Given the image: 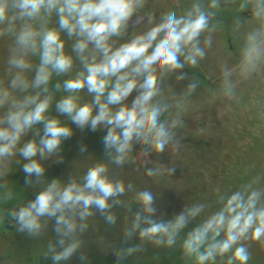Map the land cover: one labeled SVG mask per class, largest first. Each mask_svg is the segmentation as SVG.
I'll return each mask as SVG.
<instances>
[{
  "label": "clouds",
  "instance_id": "1",
  "mask_svg": "<svg viewBox=\"0 0 264 264\" xmlns=\"http://www.w3.org/2000/svg\"><path fill=\"white\" fill-rule=\"evenodd\" d=\"M222 3L249 13L232 27L235 63L219 65L218 92L231 102L238 99L241 85L264 79V0H190L158 16L150 0H0V40L6 53L0 76V180L19 156L24 163H15L24 184L39 187L33 199L2 211L17 233L33 239L54 221L56 242L45 251L53 264L69 261L80 251V237L93 209L109 224L116 223L110 210L123 204L119 197L133 185L112 177L109 164L125 165L137 145L144 165L151 162L152 153L163 154L168 148L174 156L180 153L185 102L201 83L183 70L197 69L208 58L214 34L222 28L223 22L215 19ZM145 18L143 30L127 35L144 25ZM173 75L177 82L189 83L179 97L165 98V80ZM82 92L91 100L82 102ZM255 104L264 122V97ZM59 117L81 132L103 130L107 162L92 164L79 179L46 182L42 161L57 156L62 162V144L73 136V129ZM87 150L81 142L79 152ZM255 167L249 165L245 175ZM175 171L161 165L147 168L146 175L171 176ZM262 180L264 174H257L234 188H217L211 199L186 204L167 219L156 215L152 191H137L134 200L140 208L123 235L125 245L134 237L139 242L115 249L116 264L149 244L178 249L185 264H249L252 245L264 248ZM0 189V206L13 202L6 181ZM3 218L0 215V222ZM79 259L87 257L81 254Z\"/></svg>",
  "mask_w": 264,
  "mask_h": 264
},
{
  "label": "rangeland",
  "instance_id": "2",
  "mask_svg": "<svg viewBox=\"0 0 264 264\" xmlns=\"http://www.w3.org/2000/svg\"><path fill=\"white\" fill-rule=\"evenodd\" d=\"M189 2L190 0H150L149 7L158 16L164 10L173 7L183 8ZM237 6L221 4L215 19L222 21L223 24L221 30L214 34L213 49L209 52L208 58L202 61L197 69L183 70L188 73L189 78L195 76L201 82L189 100L195 97L197 91L199 94L201 89L208 90L214 84V151L204 140L205 137L211 136L210 123L206 122L201 128L194 130L186 121L185 128L178 132V135L181 132L185 138L180 155L174 156L169 148L163 154L152 153L148 157L151 162L144 165L141 163L143 157L139 156L140 146L137 145L125 165L118 167L109 164V174L116 179H123L125 185L132 183L133 190H126L119 197L123 204L116 205L110 210L117 217L115 224H109L104 216L93 209L95 214L87 221L89 227L80 237L84 242L82 248L69 261H63L60 264H116V258L113 255L115 249L139 242L134 237L128 245H125L123 235L132 215L140 208L134 200L137 191H152L156 196L155 205L158 210L156 215H163L167 219L186 204L211 199L217 188L225 191L253 175L264 174V122L259 120L258 106L255 104L257 99L264 97V79L241 85L237 89L238 99L235 101H228L218 92L219 65L227 61L231 66L237 58V42L234 40L235 33L232 31L233 24L238 17L241 20L249 17L246 11L238 12ZM145 26L146 21L144 25L133 28L127 35H131L137 29L143 30ZM4 49L5 42L0 40V76L3 75L5 67ZM59 79L62 80L64 77ZM188 83L187 79L177 82L175 75L166 78L164 97H179ZM59 95L60 93L57 94ZM81 98L82 102L91 100L86 92L81 93ZM229 103H231L230 109L227 108ZM191 104H193L192 101ZM51 114L57 115L54 108ZM59 118L73 129V136L62 144V150L59 153L62 162H57V156L42 161L46 168L44 177L46 182L52 178H59L63 182H67L70 177L79 179L92 164L98 161L107 162L101 144L103 130L93 133L85 129L81 132L66 118ZM258 125L260 127H257ZM202 136L204 138L201 144L194 141L196 138L202 139ZM81 142L88 149L84 153L79 152ZM15 160H21V158L15 157L9 165V174L0 180V183L7 182L14 196L13 202L0 206V215L4 217L0 222V264H53L50 256H45V251L50 242L53 244L56 242V236L52 230L54 221H49L48 228L41 237L33 239L25 234L17 233L14 225L9 223L6 212L2 211L10 210L15 204L33 199L39 190V187L33 188L24 184V174ZM22 163H24L23 160H21ZM253 163L256 167L250 169L245 175L246 169ZM161 165L175 167L176 171L171 176L148 177L146 175L147 168H156ZM2 191L4 189H0V192ZM250 251L252 258L249 264H264V248L254 243ZM81 254L87 257L86 261H80ZM123 264H185V262L181 259L178 249L156 248L149 244L146 245L145 251L128 257Z\"/></svg>",
  "mask_w": 264,
  "mask_h": 264
},
{
  "label": "flooded vegetation",
  "instance_id": "3",
  "mask_svg": "<svg viewBox=\"0 0 264 264\" xmlns=\"http://www.w3.org/2000/svg\"><path fill=\"white\" fill-rule=\"evenodd\" d=\"M198 92L199 91H197L192 100H187L189 103H187V101L185 102L187 108L185 119L189 124H191L192 129L194 130H198L203 126V124H206V122L210 123L211 136L205 138L202 136V139L200 137L199 139L196 138L194 141L201 144L204 138L205 143L210 144L214 151V84L208 90L205 88L201 89L199 94ZM191 101L193 104H191ZM179 136L181 137L182 144H184L185 138L182 136L181 132ZM168 150L169 148L167 151Z\"/></svg>",
  "mask_w": 264,
  "mask_h": 264
},
{
  "label": "water",
  "instance_id": "4",
  "mask_svg": "<svg viewBox=\"0 0 264 264\" xmlns=\"http://www.w3.org/2000/svg\"><path fill=\"white\" fill-rule=\"evenodd\" d=\"M145 21H146V18H145ZM137 26H138V25H137ZM132 29H133V28H132ZM132 29H130V30H129V32H131V31H132Z\"/></svg>",
  "mask_w": 264,
  "mask_h": 264
}]
</instances>
